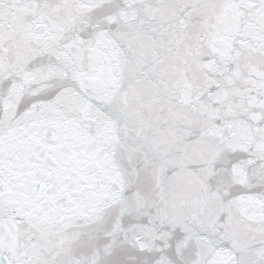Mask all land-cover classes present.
<instances>
[{
  "label": "snow or ice",
  "instance_id": "obj_1",
  "mask_svg": "<svg viewBox=\"0 0 264 264\" xmlns=\"http://www.w3.org/2000/svg\"><path fill=\"white\" fill-rule=\"evenodd\" d=\"M0 264H264V0H0Z\"/></svg>",
  "mask_w": 264,
  "mask_h": 264
}]
</instances>
